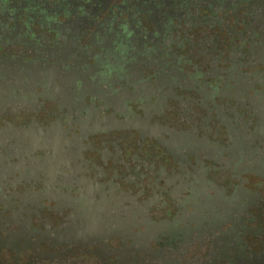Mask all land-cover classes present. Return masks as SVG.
I'll return each instance as SVG.
<instances>
[{
	"label": "flooded vegetation",
	"instance_id": "af4514ba",
	"mask_svg": "<svg viewBox=\"0 0 264 264\" xmlns=\"http://www.w3.org/2000/svg\"><path fill=\"white\" fill-rule=\"evenodd\" d=\"M0 264H264V0H0Z\"/></svg>",
	"mask_w": 264,
	"mask_h": 264
}]
</instances>
